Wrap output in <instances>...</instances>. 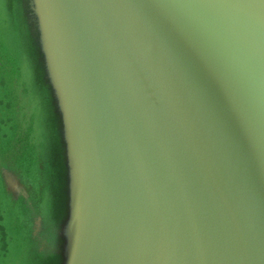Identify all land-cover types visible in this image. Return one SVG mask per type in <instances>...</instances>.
<instances>
[{"label": "water", "instance_id": "obj_1", "mask_svg": "<svg viewBox=\"0 0 264 264\" xmlns=\"http://www.w3.org/2000/svg\"><path fill=\"white\" fill-rule=\"evenodd\" d=\"M0 196V264H264V0H0Z\"/></svg>", "mask_w": 264, "mask_h": 264}, {"label": "rangeland", "instance_id": "obj_2", "mask_svg": "<svg viewBox=\"0 0 264 264\" xmlns=\"http://www.w3.org/2000/svg\"><path fill=\"white\" fill-rule=\"evenodd\" d=\"M18 21H20V24L22 25V18L21 17L18 18ZM10 24H12V23L8 22V25H10ZM17 45H18V48L21 47V45H20V43L18 41H17ZM3 47L5 48V49H3V52L6 53L9 56L11 54V52H12V49H11V46H10V42L4 41L3 42ZM7 55H4V57H7ZM12 92H13V100H14V102H18L19 105H20V103L23 102V99L21 97H19V93H20L19 89H17L14 86V88L12 89ZM44 118H45V115L41 114L39 120L41 122H44ZM53 122H54V120H53ZM35 127H37V126H35ZM45 133H47V129H46ZM55 140L56 139L53 136L50 138V142L55 141ZM49 150L50 151L48 153V171L51 172V173H54V170L51 168L52 163L56 160V162H58V164H60V163H62V159H61V157L59 155H56V153L53 152V145H49ZM59 181H61V179ZM45 182H46V187H47V190H48L47 193L45 192V201H44L45 205L48 206L47 212H52L53 210L54 211L56 210V214L58 216H61L63 214V212H65V192H64V187H60L61 189L58 190V191L55 190V188H57L58 186H56L55 178L52 175H50V173L46 174ZM25 187H27V186L25 185ZM3 202H4V199L0 196V216L2 214L1 208L3 207ZM61 220H62V217L59 219L58 222H60ZM2 221H3V217H2ZM4 223L5 224L8 223L7 224V235L9 237H11L12 236L11 219H10L9 222L5 219ZM15 241H16V239L14 238V244H15ZM18 251H19L18 247L14 248V249L12 248L11 251L9 252V256L11 254H13L12 257L15 256L18 253Z\"/></svg>", "mask_w": 264, "mask_h": 264}]
</instances>
